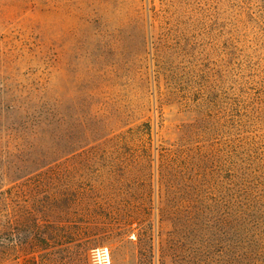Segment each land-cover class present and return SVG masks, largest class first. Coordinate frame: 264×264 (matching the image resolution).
<instances>
[{"label":"rangeland","instance_id":"374dc122","mask_svg":"<svg viewBox=\"0 0 264 264\" xmlns=\"http://www.w3.org/2000/svg\"><path fill=\"white\" fill-rule=\"evenodd\" d=\"M246 206L264 0H0V264H242Z\"/></svg>","mask_w":264,"mask_h":264},{"label":"trees","instance_id":"16d2710c","mask_svg":"<svg viewBox=\"0 0 264 264\" xmlns=\"http://www.w3.org/2000/svg\"><path fill=\"white\" fill-rule=\"evenodd\" d=\"M164 167L166 169L172 165L166 163ZM243 214L245 216V233L241 253L242 264H264V236L257 234L256 229H253L257 222L252 217L248 206L243 210Z\"/></svg>","mask_w":264,"mask_h":264},{"label":"built area","instance_id":"2783aa9c","mask_svg":"<svg viewBox=\"0 0 264 264\" xmlns=\"http://www.w3.org/2000/svg\"><path fill=\"white\" fill-rule=\"evenodd\" d=\"M97 257H103L106 264H110V252L108 248H98L95 252Z\"/></svg>","mask_w":264,"mask_h":264}]
</instances>
